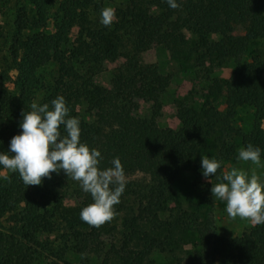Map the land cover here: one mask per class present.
Listing matches in <instances>:
<instances>
[{"label":"trees","instance_id":"trees-1","mask_svg":"<svg viewBox=\"0 0 264 264\" xmlns=\"http://www.w3.org/2000/svg\"><path fill=\"white\" fill-rule=\"evenodd\" d=\"M8 2L11 12L4 20L1 4ZM52 2L0 0V81L11 86L0 85V153L7 152L11 138L21 132V113L29 112L32 102L51 108V101L63 96L69 117L80 121V141L100 151L99 167H111L119 158L125 174L142 173L147 180L126 183L114 206L121 212L120 224L113 219L94 228L80 218L81 210L93 202L91 195L62 170L43 178L40 186H26L18 173L8 172L10 180L0 179V264H34L48 253L54 264H69L61 258L67 245L52 249L46 241L60 228L74 238L71 248L76 253L84 252L93 236L114 237L117 247L107 248L99 264H152L151 253L170 249L188 226H195L204 250L209 249V259L201 264H264V225L209 239L195 214L176 211L169 220L163 216L173 180L180 173L203 176L195 155L217 130L236 139L241 148L259 147L264 162V52L253 49L248 61L222 81L224 114L208 102L198 108L178 104L176 118L184 135L157 126L159 103L147 94L163 91L170 76L139 60L152 45H163L170 53L190 56L206 78L217 60L236 57L247 42L264 39V0H177L178 9H171L166 0H127L111 27L89 18L93 0H59L51 29L37 30ZM233 24L241 25L242 33H226ZM111 54L120 61L112 69L115 78L103 86L94 78ZM49 62L56 65V75L45 83L38 71ZM211 80L219 86L220 80ZM37 90H43L41 98ZM140 101H151L148 116L132 115ZM242 105L252 108L246 131L229 120L234 107ZM60 132L66 135L63 125ZM199 194L203 202L209 201L201 190ZM79 264H88L87 259Z\"/></svg>","mask_w":264,"mask_h":264},{"label":"rangeland","instance_id":"rangeland-1","mask_svg":"<svg viewBox=\"0 0 264 264\" xmlns=\"http://www.w3.org/2000/svg\"><path fill=\"white\" fill-rule=\"evenodd\" d=\"M54 0L48 7L47 18L37 30H49L54 23L53 15L57 11V3ZM93 5L88 12L89 18L99 25L101 20V10L106 7H113L116 15L125 9L127 0H93ZM26 8H30L29 3H24ZM10 3H2L1 11L2 19L6 20L10 14ZM243 28L241 25L233 24L227 28L226 33L240 34ZM257 49L261 53L264 52V39L249 41L246 43L244 50L236 57H227L217 60L212 68L210 76L204 78L203 74L198 71L192 62V58L185 53H170L163 45H152L150 48L139 54V60L142 63L155 64L158 71L170 76L169 83L163 91L149 90L148 94L155 98L159 103L158 114L155 122L159 127H169L176 133L184 135L179 121L176 118L178 104L198 108L201 105L207 106L206 102L214 107L221 114L226 111L225 104V86L222 81L229 80L234 72L240 66L248 61V55L253 49ZM119 58L116 55H109L104 59L101 69L95 76L94 81L100 85L108 86L115 78L113 76V67L118 63ZM111 70V71H110ZM39 74L45 83H51L56 75V65L49 62L39 69ZM115 73V72H114ZM212 77H216L219 86L213 85ZM0 85L10 88L7 81H0ZM43 90H37V98H41ZM83 108V105H81ZM151 101H140L137 107L132 111V115L136 117L148 116L150 114ZM84 109V108H83ZM230 123L235 128L246 131L251 126L252 108L246 105L234 107ZM86 119V118H85ZM88 119V118H87ZM264 126V117L260 121ZM241 149L238 141L230 136L217 130L214 135L207 140L206 146L198 151L195 155L198 161L201 157L216 159L221 163L216 176L210 178V182L205 177L189 173H180L172 182L171 196L165 203L166 209L163 216L168 220L171 219V213L176 211H187L188 214H195L199 223L198 227L204 235L211 239L214 235L234 236L241 231L251 227V223L237 217L235 220L229 218L226 212L225 202L217 200L211 194V187L218 182H222L223 173L230 171L232 167L242 168L251 175L254 170L264 182V166L257 167L251 162H242L237 159L238 152ZM261 164L264 162L261 160ZM8 172L0 169V179ZM127 182L138 181L141 184L146 182L147 177L142 173L125 174ZM202 195L209 198V201L203 202L200 198L199 191ZM123 200V199H122ZM121 212H117L113 222L120 224ZM64 228L57 229L46 236V241L52 249L63 248L67 245L65 253L61 258L68 260L69 264H79L81 258H86L88 264H99L103 260V252L112 245L117 247L114 237L110 236H93L89 241L84 252L76 253L71 244L72 236L63 234ZM64 250V248L62 249ZM209 249L204 250V243L201 241L199 232L195 226H188L177 234L170 249L165 251H154L150 255L152 264H201L209 259ZM51 259V253L47 256L39 257L34 264H54ZM55 261V260H54Z\"/></svg>","mask_w":264,"mask_h":264},{"label":"clouds","instance_id":"clouds-1","mask_svg":"<svg viewBox=\"0 0 264 264\" xmlns=\"http://www.w3.org/2000/svg\"><path fill=\"white\" fill-rule=\"evenodd\" d=\"M171 9L181 7L177 0H166ZM113 7L101 10L100 23L111 27L116 21ZM31 110L22 112L19 127L21 132L14 135L7 152L0 153V166L7 172L18 173L26 186H40L43 178H51L52 173L62 170L66 177L79 183L82 191L89 193L92 203L80 212V218L90 227L100 228L110 223L117 215L115 205L125 191L127 178L119 158H114L112 166L99 167L103 157L99 150L89 148L80 141V121L69 117V108L63 96H57L48 103L32 102ZM66 135L62 136L61 126ZM237 159L261 164V149L248 144L241 148ZM202 175L208 182L216 176L221 163L216 159L201 157ZM3 179L10 180L5 174ZM211 194L225 202L229 218L239 217L252 226L264 225V182L253 170L251 175L242 168L232 167L223 173L222 182L212 185Z\"/></svg>","mask_w":264,"mask_h":264}]
</instances>
